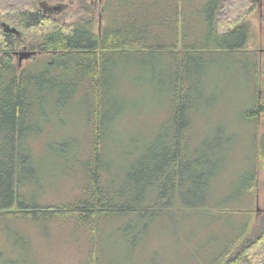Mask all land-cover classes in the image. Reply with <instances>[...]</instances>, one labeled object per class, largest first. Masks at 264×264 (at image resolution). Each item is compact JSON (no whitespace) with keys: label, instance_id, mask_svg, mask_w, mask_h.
Returning <instances> with one entry per match:
<instances>
[{"label":"rangeland","instance_id":"obj_1","mask_svg":"<svg viewBox=\"0 0 264 264\" xmlns=\"http://www.w3.org/2000/svg\"><path fill=\"white\" fill-rule=\"evenodd\" d=\"M83 1L93 8L88 11L81 0L49 3L63 5L56 14L67 22L92 19L95 31L145 42V48L120 50L104 63L110 89L105 110L124 109L106 134L103 161L111 196L128 200L140 189L157 206L144 216L125 214L102 222L92 241L88 228L75 220H48L41 212L19 215L18 196L27 207L82 198L86 171L78 160L92 154L94 101L85 91L70 98L59 91L53 98L50 92L76 85L82 57H58L61 69L51 72L46 63L51 54L22 61L16 54L18 77L32 83L26 115L16 126L2 114L11 76L0 85V264H89L93 249L100 252V264H218L252 215L264 212L263 169L257 187L248 190L255 182L256 154L263 150L264 125L256 141V125L245 116L256 101L253 58L264 60V0H256L245 19L247 49L236 51L210 46L214 0ZM4 23L18 28L28 42L35 37L10 17ZM242 39L240 32L223 45H240ZM180 71L187 79L186 101L196 110L187 115L190 145L183 165L166 167L154 162L164 153L155 149L161 134L173 131L170 110L179 100ZM55 76L59 81L51 79ZM66 139L71 143L64 155L58 145L51 148ZM139 160L141 167L135 166ZM137 172L142 174L139 186L133 182ZM173 189L174 201L160 205L157 200L165 203ZM12 190L13 209L5 208L1 204Z\"/></svg>","mask_w":264,"mask_h":264},{"label":"trees","instance_id":"obj_2","mask_svg":"<svg viewBox=\"0 0 264 264\" xmlns=\"http://www.w3.org/2000/svg\"><path fill=\"white\" fill-rule=\"evenodd\" d=\"M41 1L43 0H0V85L4 84L6 76H11L7 88L10 96L5 102L8 108L3 110L2 114L9 117L12 124L16 126L20 124L27 112L28 92L32 80L24 76L19 78V71L13 62L15 55L18 51H21L22 47H26L36 53L51 54V60L46 62L48 70L51 72L61 69L58 66V57L80 56L85 61L81 65L82 68L75 70L76 75L82 73V77L77 81L76 85L70 87L64 84L60 88H51L50 92L53 93V98H55V92L53 91L66 94L67 98L74 97L84 91L93 97L94 106L92 107V118L90 119L93 127V148L90 156L78 160L84 165L86 171L84 175L86 185L82 191V198L59 205L27 207L22 203V196H18V213L21 215L28 212H41L46 214V219L48 220H75L79 225L88 228L92 241L95 237L94 235L99 233L102 222L116 218L115 216H124L125 214L139 213L140 216H144L150 209L157 206L152 204L153 201L150 198L153 197H150L149 193L142 192L140 189L136 194H132L128 200L127 198L119 199L116 196H111L108 188L109 180H107L105 174L108 171V167L103 161V146L106 134L116 123L124 109L121 106L116 113H113L112 110H105V106L107 108L108 106L105 105L104 101H106L110 89L105 84L107 71L104 63L111 54L120 50L130 48V51H135L136 49L134 48L137 45V49L145 48V42L135 41L133 38L119 39V37L116 40L108 30L95 31L92 28V19L67 22L65 19L59 18L56 13H45L40 5ZM47 1L50 2V0ZM81 2L86 4L88 11L93 8L92 3L87 4L83 0ZM257 3L256 0H214L209 17L212 42L210 46L216 49L227 48V50L231 51L247 49L248 30L245 26V19L256 8ZM5 16L10 17V20L16 21L23 29L33 32L35 35L34 39L28 42L18 34L5 32L3 27ZM240 32L244 34V39H242L240 45H227L226 47L223 45L226 38L233 37ZM196 60L194 59V61ZM252 65L256 101L245 112V116L256 125L258 131L256 141H258L259 127L264 125V60H259L257 56H254ZM25 72L24 70L23 75ZM181 73L182 71L178 72L176 80L179 100L170 110L173 118V123L170 127L173 131H170L167 135L161 134L155 149H161L164 153L160 156L157 155L154 162L160 161L166 167L170 164L179 167L183 165V155L186 154L190 145L187 131L191 126V121L187 115L190 111L196 110L194 106H190L186 101L187 79L183 77L184 71ZM51 79L59 81L57 76ZM260 135L264 139V132H261ZM70 143L71 141L67 139L58 141L52 143L51 148L58 145L60 147L58 152L64 155L65 150L63 149L70 147ZM262 147V152L256 154V166L252 172L255 184L249 185V191L257 187L259 172L262 169L264 170V145ZM13 156L11 155L10 157L12 162ZM4 162L2 157L1 164H4ZM136 162L135 166L138 167L144 164L142 160ZM193 163L195 165L199 164L198 161ZM133 178L136 186L143 183L142 174L137 172ZM167 178L170 179L169 177ZM11 184L14 186L15 180H12ZM165 198L167 200H165V203L162 198L157 200L161 201L160 205L174 201V189ZM5 200V203L1 205L5 208L13 209L11 208L15 200L13 190L10 192V197ZM248 222L247 228L238 234L231 249L218 264H264V212L258 218L252 215V219ZM99 253V250L93 249L91 251L89 264H100L99 259L96 261V258H99Z\"/></svg>","mask_w":264,"mask_h":264},{"label":"water","instance_id":"obj_3","mask_svg":"<svg viewBox=\"0 0 264 264\" xmlns=\"http://www.w3.org/2000/svg\"><path fill=\"white\" fill-rule=\"evenodd\" d=\"M41 7L44 9L45 13H58L63 9V5H57L54 8H52V6L50 5V3L47 0H43L40 2ZM3 27H4V31L5 32H9V33H14V34H18L21 35L20 30H18V28L11 26L7 23H3ZM20 55V61H22L25 58H29L33 55L36 54V52L34 51H30V50H22L21 52H18Z\"/></svg>","mask_w":264,"mask_h":264},{"label":"flooded vegetation","instance_id":"obj_4","mask_svg":"<svg viewBox=\"0 0 264 264\" xmlns=\"http://www.w3.org/2000/svg\"><path fill=\"white\" fill-rule=\"evenodd\" d=\"M51 6H52V8H54V7L57 6V5H51ZM54 9H55V8H54ZM43 11H44V9H43ZM53 13H55V12H53ZM21 51H22V50H21ZM21 51H18V52H21ZM18 52H17V55L19 54Z\"/></svg>","mask_w":264,"mask_h":264}]
</instances>
